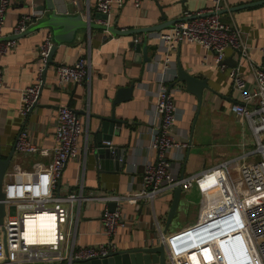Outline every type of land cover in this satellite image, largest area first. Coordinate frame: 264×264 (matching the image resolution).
Returning <instances> with one entry per match:
<instances>
[{"label":"built area","instance_id":"obj_1","mask_svg":"<svg viewBox=\"0 0 264 264\" xmlns=\"http://www.w3.org/2000/svg\"><path fill=\"white\" fill-rule=\"evenodd\" d=\"M125 0H97L100 12L108 13L110 24L114 10H120ZM142 0H134L139 7ZM10 0H0V57L9 54L18 44L19 35L41 21L37 11L23 14L12 28V36L5 37L3 27ZM227 0H213L208 9L186 11L178 22L167 29L144 34L146 40H156L155 65H162L157 74L154 92L155 108L152 116L151 148L157 152V162L146 160L140 189L114 193L101 189H87L84 172L75 186L62 188V175L72 157L80 153V139L88 127L72 106L58 108L54 145L41 146L31 140L29 130L23 128L15 140V153L4 175L3 192L5 213L0 224V264H71L75 259L104 258L120 250L118 231L126 228L131 219L124 213L127 203L144 202L154 216L153 226L157 240L166 250L167 264H264V45L261 47L263 64L251 59L250 45L242 30L224 22L222 11ZM135 42L139 40L134 39ZM182 42L200 44L212 51L213 64L224 70L228 49L234 51L236 65L228 71L240 101L232 103L231 110L246 123L255 138V148L233 159L204 167L198 172L179 175L173 170V160L180 159L175 152L189 147L188 140L175 134L178 106L168 81L171 74V54ZM53 45L52 33L39 45V66L36 79L23 89L21 114L26 117L39 101L45 66ZM249 63L254 73L255 86L248 88L242 72ZM57 84L82 85L91 77L88 58L80 56L74 63L61 62L55 66ZM176 82V79H175ZM174 82V83H175ZM176 84V83H175ZM4 86V70L0 67V95ZM89 114L87 115L88 118ZM112 148V141L105 142ZM88 147L85 144V149ZM39 155L50 162H34L25 169L15 158ZM260 155L259 158L253 156ZM181 187L182 194L194 189L200 194L197 218L182 228L164 233L162 222L155 213V202L165 193L172 195ZM208 188H215L217 196L209 199ZM115 203L111 209L110 204ZM91 204H102L101 233L106 241L84 245L79 242V224L83 211ZM39 215L48 218L47 237L30 234L29 224ZM136 221V220H135ZM138 226L144 223L137 221Z\"/></svg>","mask_w":264,"mask_h":264},{"label":"crops","instance_id":"obj_2","mask_svg":"<svg viewBox=\"0 0 264 264\" xmlns=\"http://www.w3.org/2000/svg\"><path fill=\"white\" fill-rule=\"evenodd\" d=\"M45 0H10L6 21L3 27L5 37H11L12 28L23 14L37 11ZM69 10L79 13L84 18L100 24L103 21L96 17L100 11L97 0H67ZM246 5V6H242ZM213 0H142L139 7L134 0H125L120 10L115 9L111 23L117 28L139 29L156 26L164 21L178 20L186 11L208 9ZM241 8H237L240 7ZM224 22L238 26L250 45L251 59L263 64L261 47L264 45V0H227V7L221 13ZM41 19V20H42ZM107 22V20H106ZM170 26L165 27V29ZM48 29L31 32L19 37L18 44L12 51L0 57V67L4 70V86L0 95V151L8 156L15 147V140L23 128L29 130L32 141L41 146L51 148L54 145L55 120L58 108L70 105L82 117L88 127V147L86 136L80 139V153L72 157L62 175V188L75 186L80 182L84 172V183L87 189L96 188L114 193H127L140 189L142 172L146 160L157 162V152L151 148L153 132L152 116L155 108L154 92L157 90V74L162 65L153 64L156 52V40H147V53L142 47L137 51L131 43L133 35H117L107 30H81L75 41L62 44L54 56L55 63L50 64L46 73L44 89L37 106L24 117L21 112V94L23 89L31 85L38 73L40 52L39 45L49 34ZM146 55L149 60H146ZM80 56L89 57L91 61V77L82 85L68 83L57 84L55 66L61 62L74 63ZM213 52L200 44L182 42L179 49L171 54L173 79L168 81L178 106V117L175 134L188 140V148L175 152L180 159L173 160V170L179 175L195 173L204 167L213 166L224 159H233L241 153L255 148V138L246 123L231 110L232 103L240 101V93L234 90L228 78V71L236 63L234 51L228 49L222 70L213 64ZM182 66L196 77L205 79L213 91L205 90L203 103L189 93L185 84H175L179 67ZM242 72L249 89L255 86L254 73L249 63ZM134 86L132 97L118 104L116 117L123 124H117L120 133H113V149L120 153V161L110 168L100 167L94 157L95 131L99 119L96 115H110L113 99L119 89ZM89 114L88 118L87 115ZM253 157L259 158L260 155ZM15 158L23 168L32 169L34 162H50L49 157L35 155L33 157ZM209 199L217 196L215 188H208ZM173 195L165 193L155 202V213L164 226ZM200 194L197 189L183 193V203L178 215L170 224L168 232L176 231L188 221L184 210L195 202L199 204ZM102 204H91L83 211L79 224L80 240L84 245L99 244L106 241L101 233L100 212ZM199 208V207H198ZM124 213L131 219L126 228L118 231L117 241L120 249L155 242L158 234L153 226L154 216L151 208L141 202L127 203ZM136 220V221H135ZM144 223L138 226L137 221ZM33 227L29 228L42 238L47 237L48 218L38 216Z\"/></svg>","mask_w":264,"mask_h":264},{"label":"water","instance_id":"obj_3","mask_svg":"<svg viewBox=\"0 0 264 264\" xmlns=\"http://www.w3.org/2000/svg\"><path fill=\"white\" fill-rule=\"evenodd\" d=\"M246 6V5H242ZM237 7V8H241ZM42 13H44V20L42 19L37 24L30 26L23 34L19 37L30 34L41 29H48L52 33L53 45L51 46V51L48 57L47 64L45 66L43 84L41 93L44 89V83L46 78V73L49 69L50 64L55 63L54 56L58 50V47L62 44H67L75 41L77 34L81 30H91V29H101L107 30L112 34L117 35H135L134 39L137 38L138 42H132L131 45L136 47L137 51H141L142 47L145 54L147 53V40L144 38V34L153 31H160L165 29L167 26H171L178 20L168 21L167 17L164 16V21L159 23L156 26L150 27H141L139 29H127V28H117L114 24H108V13L100 12L96 15L97 18L101 19L103 23H96L91 19V16L84 18L81 14L71 12L69 10L67 0H45L43 4L38 7ZM223 12V11H222ZM43 18V17H42ZM146 60H149L146 55ZM184 83L185 88L189 93H192L196 96L197 100L200 103H203V98L205 95V90L209 89L213 91L209 83L205 79L196 77L190 72H188L182 66L179 67L178 77L176 79V84ZM135 85L124 87L118 90L115 98L113 99V109L110 115H96L99 119V123L95 131H93L94 141H95V152L94 157L97 160V163L100 167L110 168L115 162H119L120 153L118 150H112L109 144L105 142L111 140L113 133H120L117 129V124H123L121 119L116 117V106L126 100H129L132 97L133 90ZM37 106V103L34 104L32 110ZM15 153V147L12 149L10 154L4 157L0 151V224L3 222V215L5 213V204H4V192H3V183L4 175L11 164V159ZM120 158V159H119ZM173 197L167 211L168 215L166 218V223L163 228V232L167 233L170 224L178 215L180 208L183 203V194L181 187H177L173 193ZM115 203H111V209L115 208ZM5 264H10L5 262ZM39 264V263H36ZM54 264V263H52ZM63 264V263H55ZM71 264H167L166 259V250H164L163 244L159 242H147L142 245H136L128 247L127 249H120L110 254V256L104 258H92V259H75Z\"/></svg>","mask_w":264,"mask_h":264},{"label":"rangeland","instance_id":"obj_4","mask_svg":"<svg viewBox=\"0 0 264 264\" xmlns=\"http://www.w3.org/2000/svg\"><path fill=\"white\" fill-rule=\"evenodd\" d=\"M21 158H22L21 154H18L17 159H21ZM198 207H199L198 202L197 203L192 202V204H190V206H188V208L184 210V213L187 216L188 221H191L194 219V218L191 219V217H196V215H198ZM19 264H25V263H19Z\"/></svg>","mask_w":264,"mask_h":264},{"label":"bare ground","instance_id":"obj_5","mask_svg":"<svg viewBox=\"0 0 264 264\" xmlns=\"http://www.w3.org/2000/svg\"><path fill=\"white\" fill-rule=\"evenodd\" d=\"M40 216V215H39ZM37 218V217H36ZM33 224H34V222H30V224H29V226H32L33 227ZM49 224H50V222H48V224H47V230L49 229ZM29 232H30V234H33V235H35V233L30 229L29 230ZM47 232V231H46ZM48 233V232H47ZM41 239H45V238H42L41 237Z\"/></svg>","mask_w":264,"mask_h":264}]
</instances>
